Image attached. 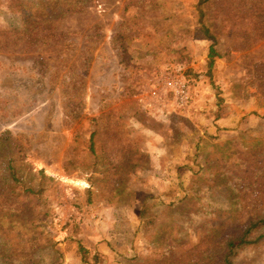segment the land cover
<instances>
[{
    "label": "rangeland",
    "instance_id": "374dc122",
    "mask_svg": "<svg viewBox=\"0 0 264 264\" xmlns=\"http://www.w3.org/2000/svg\"><path fill=\"white\" fill-rule=\"evenodd\" d=\"M259 216L264 0H0L1 264H219Z\"/></svg>",
    "mask_w": 264,
    "mask_h": 264
},
{
    "label": "trees",
    "instance_id": "16d2710c",
    "mask_svg": "<svg viewBox=\"0 0 264 264\" xmlns=\"http://www.w3.org/2000/svg\"><path fill=\"white\" fill-rule=\"evenodd\" d=\"M202 2V1H201ZM200 12V27L202 34L205 36L207 40L215 41V37L211 34L210 30L202 21L203 11L202 8L199 10ZM214 57H218V53L215 51L213 46H210L209 53H208V66L209 69H212L214 64ZM9 179L12 181L11 191L12 194L16 193V187L18 184V179L16 177L15 172H9ZM264 229V216H259L251 221L245 226L243 232L238 235L230 238L225 245L224 250L222 251V257L219 264H234L233 258L237 254L239 249H243L247 246H250L257 242L260 238L264 237V233L259 237L252 239V234L256 232L258 229ZM84 254L88 253V250L85 248L80 249ZM1 264V262H0Z\"/></svg>",
    "mask_w": 264,
    "mask_h": 264
},
{
    "label": "built area",
    "instance_id": "2783aa9c",
    "mask_svg": "<svg viewBox=\"0 0 264 264\" xmlns=\"http://www.w3.org/2000/svg\"><path fill=\"white\" fill-rule=\"evenodd\" d=\"M180 94H183V91H181Z\"/></svg>",
    "mask_w": 264,
    "mask_h": 264
}]
</instances>
